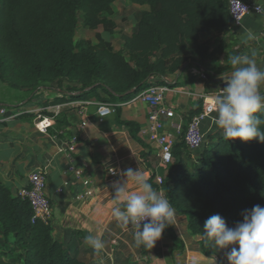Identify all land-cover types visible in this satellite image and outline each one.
Instances as JSON below:
<instances>
[{"label":"trees","instance_id":"1","mask_svg":"<svg viewBox=\"0 0 264 264\" xmlns=\"http://www.w3.org/2000/svg\"><path fill=\"white\" fill-rule=\"evenodd\" d=\"M127 1L148 9L140 11L129 35L121 33L120 49L115 50L99 35L96 42L75 39L78 14L84 29L112 33L114 0H0V84L14 93L58 91L62 97L54 99L57 103L115 105L116 122L142 148L139 159L149 173L146 180L169 199L175 216L186 217L187 232L198 238L201 255L219 258L223 253L202 236L204 223L219 214L233 226L245 210L264 207V143L229 141L219 130L193 155L178 135L172 162L157 182V157L138 137L141 126L120 118L118 105L151 85H164L189 62L209 76L229 72L230 65L219 64L215 50L203 41L210 32L225 35L233 28L228 0ZM9 110L10 115L18 109ZM200 110L198 106L196 114ZM52 232L50 223L32 221L29 203L0 181V264H84L72 249L79 232L69 245ZM162 236L171 240L173 264H178L173 255L183 252V241L172 226ZM140 252L146 256L147 248L141 246Z\"/></svg>","mask_w":264,"mask_h":264},{"label":"crops","instance_id":"2","mask_svg":"<svg viewBox=\"0 0 264 264\" xmlns=\"http://www.w3.org/2000/svg\"><path fill=\"white\" fill-rule=\"evenodd\" d=\"M147 9L146 6L145 10ZM249 30L255 39H247ZM203 41H207L210 49L215 50L219 64L230 65L228 57L233 54H250L254 50L258 67L264 69V18L261 16H248L242 27L232 28L225 35L210 32ZM194 69L202 70L206 77L194 75ZM231 70L222 75L209 76L195 62H189L184 70L170 76L164 85L177 84L168 86L169 91L165 95V104L174 112L173 117L165 122V130L173 133L170 126L176 125L177 118L181 120V116H184L188 119L190 114L196 115L197 107L202 105V96L213 95L212 91L225 87ZM155 81L156 79H151V82ZM41 92L46 95L53 93L47 90ZM137 95L118 106L121 109V119L142 126L148 107L137 99ZM56 96L62 97L59 92ZM37 101L38 98L34 100V105L26 103L22 107L23 111L17 110L15 114L10 115L7 107L0 108L7 110L0 115V181L15 195L26 183L31 171L47 167L46 194L51 205L50 224L54 237L69 245L73 233L79 232V241L72 249L77 254L79 252L82 259L97 263L99 257L84 243V237L89 233L98 235L106 241V249L102 253L105 264H113L111 246L118 244L121 232L126 228L111 215L114 206L112 186L117 181H124L125 178L121 174L127 168L139 169L145 174V179L149 176L139 159L142 148L127 129L116 122V113L101 121L97 118V102H58L54 107H48V110L44 105H37ZM46 110L53 113V121L46 131H42L37 117ZM214 115V112L211 113L202 122L205 139L219 131L212 121ZM82 122L86 124L83 128L80 127ZM73 135L78 136V141L72 158L75 165L85 168L83 177L91 181L92 192L85 189L73 175L64 174L68 163L64 149ZM152 153L156 156L153 150ZM155 165L156 163H153L154 168ZM108 168H113L115 174L109 175ZM162 176L157 174L156 181ZM66 181L68 184H65ZM128 190H138L131 179H128ZM171 226L186 245L184 238L190 237L186 217L175 216ZM129 239L121 246L126 257L133 256L138 250L140 252V247H135L132 238ZM154 257L153 264H173L170 252L162 250L161 254Z\"/></svg>","mask_w":264,"mask_h":264},{"label":"clouds","instance_id":"3","mask_svg":"<svg viewBox=\"0 0 264 264\" xmlns=\"http://www.w3.org/2000/svg\"><path fill=\"white\" fill-rule=\"evenodd\" d=\"M247 39H255L249 30ZM256 52L233 54L228 57L231 73L225 87L212 91L210 112H214V126L229 141L264 143V69L258 67ZM165 159H171L169 153ZM115 172L114 169H112ZM125 179L113 184L112 217L121 225L134 228L135 247L152 249L162 233L172 225L175 210L169 199L160 195L145 179V174L127 168L121 174ZM127 178V179H126ZM128 179L137 185V191L128 190ZM203 238L210 246L222 252L227 264H264V207L253 206L242 213V220L228 226L219 214L205 221ZM99 257L98 264H105L102 253L106 241L89 233L84 237ZM213 264H217L215 258Z\"/></svg>","mask_w":264,"mask_h":264},{"label":"built area","instance_id":"4","mask_svg":"<svg viewBox=\"0 0 264 264\" xmlns=\"http://www.w3.org/2000/svg\"><path fill=\"white\" fill-rule=\"evenodd\" d=\"M228 11L233 21V28L242 27L244 20L248 16H261L264 18V2L263 1H243L228 0ZM194 75L205 78L206 75L202 70L194 69ZM169 91L167 85H151L137 95L148 107L146 119L139 130V134L146 139V143L155 152L160 165L166 166L172 162V146L176 136L180 135L192 152L198 151L205 142V136L202 131V122L213 112L211 108L210 98L212 95L202 96V105L199 113L194 115L186 123L185 127L172 125L170 128L173 133L165 130V118H171L174 115L172 108L165 104V95ZM115 105L107 102H97L95 115L101 121L105 117L114 113ZM38 124L42 131H46L51 126L53 117H37ZM86 124L81 123L83 128ZM78 141V136L73 135L65 145L64 151L68 158L65 166L64 174H71L80 180L81 184L89 192H92V183L88 178H84V167L75 165L72 153ZM171 159H165L168 154ZM113 168H108L107 173L114 175ZM46 176L47 167H39L31 171L27 177L26 183L17 191V196L22 200H26L32 211V221L39 220L44 224L50 223L51 205L46 194ZM160 178H158L157 182ZM65 184H68L66 181ZM161 195V193H159Z\"/></svg>","mask_w":264,"mask_h":264},{"label":"rangeland","instance_id":"5","mask_svg":"<svg viewBox=\"0 0 264 264\" xmlns=\"http://www.w3.org/2000/svg\"><path fill=\"white\" fill-rule=\"evenodd\" d=\"M146 6H137L134 5L127 0H114L113 3V20L116 24V27L114 31L110 34L105 33L101 28H98L96 30H87L84 29L82 26V16L81 14H78V23H77V29L75 32V39L85 38L92 42H96V36L99 35L103 39L107 40L115 50H119L121 46V39L120 35L121 33L129 35L136 23V20L138 18V15L140 11L145 10ZM65 87V85H63ZM43 89H40L38 92H32V91H22L20 93H14L10 89H8L5 85L0 84V108L7 107L8 109H18L19 111H23L22 107L26 105V103H30L31 105H34V100L38 98L37 105H44L46 109L54 107V105L57 103L54 99H56V93L58 91H52L53 93H49V95H46ZM37 93V94H36ZM37 95V96H36ZM40 98V99H39ZM48 108V110H50ZM10 111V110H8ZM41 111V109H40ZM6 111L0 109V115H3L6 113ZM44 112H47L44 111ZM43 115V114H42ZM181 120L177 118L175 121L176 125L185 127L186 123L189 121V119H186L184 116H181ZM170 118H165L164 122H168ZM142 127V126H141ZM181 135V134H180ZM138 137L146 142L145 137L141 136L138 133ZM197 153L194 152L193 155ZM157 174L163 175L165 174L166 167L160 165L159 161L156 162L155 165ZM123 228V231L121 232V235L119 237V241L117 242V245H112V260L113 264H153L152 262L155 261L154 255L161 254V251L171 253L172 250V242L168 237L161 236V239L156 241L154 247L152 249L147 248L146 256H142L141 252L139 250L131 257L124 256V253L122 252L121 246L125 245L127 240H130L129 238H132L133 240V232L134 228L129 225L125 226ZM126 236V237H123ZM126 239V241H125ZM186 245L184 244V250L182 253H174V258L177 261L178 264H213L214 257H203L198 249V238L194 236H186L185 238ZM93 252V251H92ZM149 252L151 255L149 256ZM93 254H95L93 252ZM79 258L84 262V264H98L88 261L86 259H82L80 257V253L78 252ZM217 261V264H227L224 255L215 258ZM97 261H99V258H97ZM91 262V263H90Z\"/></svg>","mask_w":264,"mask_h":264}]
</instances>
